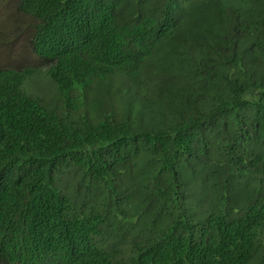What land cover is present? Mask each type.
Here are the masks:
<instances>
[{"label":"trees","instance_id":"16d2710c","mask_svg":"<svg viewBox=\"0 0 264 264\" xmlns=\"http://www.w3.org/2000/svg\"><path fill=\"white\" fill-rule=\"evenodd\" d=\"M19 8L61 103L0 69V264H264V0ZM117 73L157 125L75 105Z\"/></svg>","mask_w":264,"mask_h":264},{"label":"rangeland","instance_id":"374dc122","mask_svg":"<svg viewBox=\"0 0 264 264\" xmlns=\"http://www.w3.org/2000/svg\"><path fill=\"white\" fill-rule=\"evenodd\" d=\"M35 23L36 18L20 10L19 0H0V69L38 67L39 70L25 82L24 89L30 96L53 109L61 103L60 93L57 84L47 76L45 68L48 63L33 49ZM155 94L153 91H149V94L140 91L137 83H132L128 76L117 73L95 79L89 88H79L75 105L85 106V101L90 99L91 106L85 108L93 121L104 117L119 121L124 113L131 121L136 120L138 126H141L140 120L145 125H157L163 116L159 121L155 119L161 113L160 111L158 114L160 109L154 99ZM151 98L154 100H149ZM143 104L146 106L143 107ZM192 187L194 191L198 189L195 184Z\"/></svg>","mask_w":264,"mask_h":264}]
</instances>
